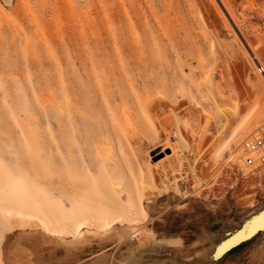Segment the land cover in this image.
I'll list each match as a JSON object with an SVG mask.
<instances>
[{
  "label": "rangeland",
  "instance_id": "374dc122",
  "mask_svg": "<svg viewBox=\"0 0 264 264\" xmlns=\"http://www.w3.org/2000/svg\"><path fill=\"white\" fill-rule=\"evenodd\" d=\"M226 1L248 22L212 0H0V205L57 226L73 186L123 223L77 243L0 223V264L23 230L81 247V264L260 263L264 232L211 255L264 207L263 178L241 186L250 168L211 160L264 83L246 50L264 65V0Z\"/></svg>",
  "mask_w": 264,
  "mask_h": 264
},
{
  "label": "bare ground",
  "instance_id": "6f19581e",
  "mask_svg": "<svg viewBox=\"0 0 264 264\" xmlns=\"http://www.w3.org/2000/svg\"><path fill=\"white\" fill-rule=\"evenodd\" d=\"M213 2L218 6L221 14L227 20L229 25L233 24V26H235V27L237 26V28H240V26H241L240 24L247 23L248 22L247 19L251 18V16L250 17L248 16V15H251L248 12L247 13H239L240 15L244 14L242 17L240 15H239L240 17L238 15L235 16V14L233 13V11H235V10H232V8L229 6V4L226 0H219V1L218 0H212V3ZM218 2L221 4L222 7L220 6V4H218ZM262 12H263V10H262ZM239 40H240V38H239ZM243 40L245 41L244 38H243ZM241 42H242V39H241ZM246 45H247V48H246L247 54L250 52L254 53L255 50H258V49H260L259 47H262V45L259 46V44H258L259 47L257 46V48L255 46L254 47L249 46L247 43H246ZM153 66L155 67V65H153ZM154 67H152V64H151L150 68L154 69ZM189 70L191 71V69H189ZM191 77H193V76H191ZM152 78H153V76H152ZM194 79H195V77H194ZM153 87L154 86H152L150 88L152 89ZM260 89L261 90H259V94L257 95V97L254 100H252L248 104L246 109H244L243 113L238 116L236 123L233 125V127L230 128V131L224 137V139H222V140L218 141L216 144H214L213 149L210 151L211 160L214 164H218L220 161H223V164H228L229 162H233L236 165L244 167L245 171L249 170V168L246 167L244 164L245 153H244V150L242 147V143L244 142L245 139H247L249 137H256V136L260 135L261 131L264 130V122L262 121V112L264 114V83L260 84ZM156 94L159 95V93H156ZM147 96H149V95H147ZM159 96H157V97H159ZM151 98L152 97H150V99ZM150 99H148L149 103H151ZM152 100H154V98H152ZM145 103H146L145 104V106H146L148 102H145ZM154 103H155V101H154ZM152 105H155V104L151 103V106ZM148 107H145L146 112H147ZM234 107H236V106H234ZM148 110H149V108H148ZM159 110H160V107H159ZM231 111L233 112L234 115L238 114L236 109L231 110ZM193 114L196 115V113H193ZM233 114H232V116H233ZM123 122L125 125H127V128H128V125L130 124V119H128V117L123 116ZM213 143H214V141L212 142V144ZM197 154L199 155L200 152H198ZM190 173H191L192 177H196L195 169L192 166H190ZM70 189L71 190H70V194L68 196V200H69L71 208L74 209V212L71 214L72 218H71V221H69L70 223L69 222L67 223L65 221V217H63L62 222L59 225L54 226L55 222L50 221V218H48V217H43V216H40L38 214H32V215L31 214H24L19 209L16 210L15 208H13L11 206H7V205L6 206L0 205V223L10 225L11 227H13L15 229L28 228L27 226H30V225H31V227L33 226V229H35V226H37L36 228H40L45 233H49L50 235H52L54 237L61 238V237L68 236L69 239H71L72 241H75L76 243L79 242L80 239L83 238L85 235H88L86 233L89 232V230L95 229L97 231L102 232L103 234H107V232L113 230L114 227H116V230H120L119 226L120 227L123 226V223L120 222L121 221L120 217L112 219V217L106 215L104 212H102L100 209H98V206L93 204V202L91 203L88 200H84L85 195L83 194V192H81L78 197H75L74 194L76 193V191H75L76 189L73 186L70 187ZM9 204L12 205L11 203H9ZM263 209H264V207H262V209H260L257 213L253 214L250 217V218H252L255 216L254 218L251 219V221H249L243 227L241 232H239L236 236H234L232 239H230L225 244H223L221 247H219L217 250L215 259L213 257H212V259L216 261V260L222 258L227 252H229L233 249L232 247H234V246L238 247L239 245H241L242 244V243H240L241 241L246 240L248 238H250V239L246 240L245 242L250 241L254 237H256L258 234L264 232V226H262V223L264 221V212L261 213L260 215H258V213L261 212ZM43 212H44V210H43ZM13 219H14V221H12ZM249 219H246V220H249ZM34 220L36 221L35 224L32 222ZM246 220H244V222ZM131 229L133 230V231L132 230L130 231V232H132L131 235L134 234V237H135V234H136V232H138V230L133 229V228H131ZM260 229H261V232H258ZM226 238L219 241L218 244L215 245L211 255H213L216 248ZM229 249H231V250H229ZM256 251L259 254V260H260V263H258V264H264V255H262V252H261L262 249L260 247H257Z\"/></svg>",
  "mask_w": 264,
  "mask_h": 264
},
{
  "label": "crops",
  "instance_id": "0c3cea01",
  "mask_svg": "<svg viewBox=\"0 0 264 264\" xmlns=\"http://www.w3.org/2000/svg\"><path fill=\"white\" fill-rule=\"evenodd\" d=\"M72 247L23 230L3 239L2 264H81V247Z\"/></svg>",
  "mask_w": 264,
  "mask_h": 264
},
{
  "label": "built area",
  "instance_id": "2783aa9c",
  "mask_svg": "<svg viewBox=\"0 0 264 264\" xmlns=\"http://www.w3.org/2000/svg\"><path fill=\"white\" fill-rule=\"evenodd\" d=\"M248 54L250 62L255 67V71L264 80V65H262L261 61H259L258 57L253 52ZM242 147L245 153L244 164L246 167L250 168V171L247 175L243 176L246 178L239 179L241 186L245 185L244 180L254 176L255 178H263L261 184L264 185V130H262L260 135L256 137L245 139L242 143Z\"/></svg>",
  "mask_w": 264,
  "mask_h": 264
},
{
  "label": "water",
  "instance_id": "95a60500",
  "mask_svg": "<svg viewBox=\"0 0 264 264\" xmlns=\"http://www.w3.org/2000/svg\"><path fill=\"white\" fill-rule=\"evenodd\" d=\"M264 212V209L261 211V212H259L258 213V215H260L261 213H263ZM255 217V216H254ZM254 217H252V218H254ZM252 218H250L249 220H246L242 225H241V227L239 228V229H236V230H234L233 232H230V233H228L227 234V238L224 240V241H222V243L216 248V250L214 251V253H213V255H212V257L215 259V256H216V253H217V250H218V248L219 247H221L223 244H225L227 241H229L230 239H232L234 236H236L239 232H241L242 231V229H243V227L249 222V221H251V219ZM262 226H264V221H263V223H262ZM258 232H261V229L258 231ZM257 232V233H258ZM254 236V235H253ZM248 239H250V238H248ZM248 239H246V240H248ZM246 240H243V241H241L240 243H243V242H245ZM239 243V244H240ZM238 245V244H237ZM236 245V246H237ZM235 247V246H234ZM234 247H232V248H234ZM231 248V249H232ZM231 249H229V250H231ZM228 250V251H229Z\"/></svg>",
  "mask_w": 264,
  "mask_h": 264
},
{
  "label": "trees",
  "instance_id": "16d2710c",
  "mask_svg": "<svg viewBox=\"0 0 264 264\" xmlns=\"http://www.w3.org/2000/svg\"><path fill=\"white\" fill-rule=\"evenodd\" d=\"M239 246H240V245H239ZM239 246H238V247H239ZM235 248H237V247H235ZM235 248H233V249H235ZM233 249H232V250H233ZM232 250H231V251H232ZM229 252H230V251H229Z\"/></svg>",
  "mask_w": 264,
  "mask_h": 264
}]
</instances>
